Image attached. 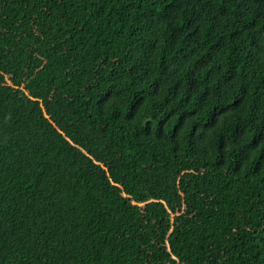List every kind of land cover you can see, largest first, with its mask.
<instances>
[{
  "label": "trees",
  "instance_id": "trees-1",
  "mask_svg": "<svg viewBox=\"0 0 264 264\" xmlns=\"http://www.w3.org/2000/svg\"><path fill=\"white\" fill-rule=\"evenodd\" d=\"M0 264H264V0H0Z\"/></svg>",
  "mask_w": 264,
  "mask_h": 264
}]
</instances>
